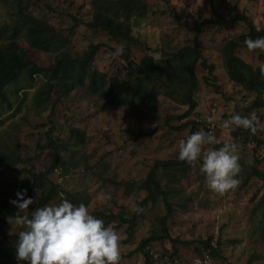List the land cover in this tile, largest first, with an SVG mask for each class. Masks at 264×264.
<instances>
[{
    "label": "rangeland",
    "instance_id": "374dc122",
    "mask_svg": "<svg viewBox=\"0 0 264 264\" xmlns=\"http://www.w3.org/2000/svg\"><path fill=\"white\" fill-rule=\"evenodd\" d=\"M26 1L34 16L47 20L68 36L70 43L61 51L82 54L92 45L105 44L106 47L96 56L94 67L113 76L127 71L122 58L108 55L123 44L111 42L105 34L92 32L85 25H79L73 35L70 34L76 21L87 23L92 20L91 0ZM141 1L149 6V11L133 28L132 34L140 42L131 46L130 58L136 62L147 54L159 53L161 56L162 48L166 55L179 50L193 41L195 22L201 24L214 14L227 18L229 8L235 7L237 14L247 16L258 29H264V0ZM9 21L8 8L0 0V26ZM244 33H247L245 23L234 24L228 30L206 26L201 38L203 54L209 64L215 66V72L210 76L204 68L197 69L200 81L197 112L204 120L217 119V125L224 114L232 115L237 111L242 116L255 112L264 123V106L256 107V95L232 83L224 68L223 47L230 39ZM21 46L41 67L47 68L55 61L54 53L31 49L22 42ZM236 55L257 67L264 52L241 48ZM205 78L214 79L207 82ZM42 84L40 79L33 89L11 98V110L6 106L0 110V186L3 189L0 201H7L9 212L15 215L18 209L10 201L18 199V191L26 190L25 198L35 201L29 206V215L38 208L42 192L29 191L33 183L31 173H44L51 165L53 150L40 147L49 144V131L53 128L51 136L57 140L68 170L63 172L61 188L74 192L88 190L92 197L89 211L95 216L104 213L132 218L136 212L131 205L135 203L140 208L146 194L140 191L128 197L127 182L136 181L141 185L156 161L178 160V142L187 137L191 126L181 128L189 119L169 118L183 116L187 107L162 96L155 115L140 110L132 112L125 107L108 106L80 88L54 111L51 108L41 111L33 104ZM216 129L219 138L233 141L230 135L218 127ZM75 130L82 134L81 139L73 133ZM242 140L237 143L242 166L238 188L220 197L207 187L199 165L193 167L178 187L181 193L172 192L169 200L173 210L167 226L171 238L177 243L172 244L169 240L154 242L155 248L177 250L185 264H204L197 248L201 241L213 238L214 244L221 243V256L207 260V264H264V239L260 235L264 222V180L254 176L255 169L264 172V131L258 132L256 140L248 145ZM258 140L263 142L262 145H258ZM8 157L17 172L4 167ZM50 179L56 183L59 181L56 175ZM101 194L111 199L101 201L98 199ZM61 199L58 197L47 205L58 204ZM167 212L162 203L155 208L146 207L140 214L138 227L131 231V238L128 224H121V217L111 224L121 237V264H142L137 248L154 233L161 234V226L156 222ZM19 230L16 225L8 223L4 229L7 235L2 246L4 251L16 252V232ZM2 238L0 232V241Z\"/></svg>",
    "mask_w": 264,
    "mask_h": 264
},
{
    "label": "trees",
    "instance_id": "16d2710c",
    "mask_svg": "<svg viewBox=\"0 0 264 264\" xmlns=\"http://www.w3.org/2000/svg\"><path fill=\"white\" fill-rule=\"evenodd\" d=\"M2 1L8 8L10 21L0 26V110L3 109V106L11 110L13 106L10 99L19 97L21 92L25 93L33 89L36 82L41 79L43 84L41 88H38L33 104L36 110L46 111L51 108L54 111L72 93L84 88L89 94L108 106L125 107L132 112L140 110L155 115L159 111L160 99L164 96L187 107L183 116L169 118L179 121L189 119L184 126H181V128L191 126V131L187 136L199 128L208 131V123L197 112L200 95L197 69L202 67L211 76L215 72V66L209 64L204 56L200 45L201 38L206 26L228 30L237 23H245L247 33L230 39L223 47L221 54L224 68L232 83L256 95V107L264 106V76H261L259 66L254 67L236 55L239 49L246 48L244 44L246 39L264 37V29H258L247 16L237 14L235 7L229 8L227 18L214 14L215 16L204 19L201 24L195 22L193 41L179 50L166 55L162 48L158 61L154 62L153 55L147 54L140 62H136L130 58L131 46L140 42L132 32L136 23L148 14L149 6L141 0H91L92 20L87 23L76 21L74 27L70 29V34L73 35L74 29L79 25H85L92 32L105 34L109 41L119 43L121 46L123 44V54L120 58L126 62L127 71L124 74L113 76L94 67L96 56L103 47H106L105 44L92 45L82 54L61 51L70 43L68 36L58 31L47 20L34 16L29 11L26 0ZM21 42L31 49L56 54L54 63L47 68L39 66L21 46ZM260 60L261 64L264 63V55H260ZM205 79L210 82V79L214 78ZM235 114H239V111ZM228 117L230 115L224 114L220 120ZM52 132L53 128L49 131V144L40 147L42 150H53L51 165L44 173H31L33 183L29 191L42 192L38 208L61 197L77 206L83 203L89 209L92 197L88 190L80 189L75 192L64 190L61 188V184L50 179V176L54 175L55 169L61 168L64 173L68 172L57 140L51 136ZM73 133L78 139L82 138V134L78 130ZM228 135L236 143L243 139L242 141L246 145L256 140V135H252L250 131L244 129H236ZM257 142L258 145L263 143L261 140ZM220 146L215 145L214 147ZM4 167L17 172L9 157L5 159ZM192 168L179 160H158L141 185L136 181L127 182L129 187L127 186L126 195L128 197H132L134 192L143 191L146 194L140 203V208L143 211L148 206L155 208L160 203L168 209L166 215L160 217L159 220L156 219L157 222L155 221L157 225L161 226V234L154 233L148 239L143 240L137 248L142 264H154L152 257L145 252L148 246H153L157 252L167 256L168 261L165 264H173L175 259L182 261L177 250L157 249L152 243L163 240H169L172 244L177 243V240L171 238L167 226V221L171 218L173 210L169 200L172 192H180L178 187L188 177ZM254 176L264 180V172L260 170L255 169ZM162 179L165 184L162 183ZM0 191L3 193L2 186H0ZM4 201L3 199L0 201V232L3 235L0 241L2 264H7V262L9 264H28V262L17 261L16 252L3 250L2 246L7 238L4 229L8 226V218L14 216L9 212L10 207L7 201ZM141 213L136 212L130 219L104 213H97L96 217L104 220L105 226L118 222L121 217V224H128V231L131 232L138 227ZM260 235L264 239V222L260 227ZM131 236L132 232L130 238ZM213 240L210 238L199 243L197 253L201 257V261H205V251H209L210 259L221 256V243L218 241L217 244H214Z\"/></svg>",
    "mask_w": 264,
    "mask_h": 264
},
{
    "label": "clouds",
    "instance_id": "9594fccd",
    "mask_svg": "<svg viewBox=\"0 0 264 264\" xmlns=\"http://www.w3.org/2000/svg\"><path fill=\"white\" fill-rule=\"evenodd\" d=\"M244 44L249 52H264V37L248 38ZM122 54L123 47H118L108 55L118 58ZM159 58V53L152 56L154 62ZM259 70L264 76V63L259 65ZM216 127L226 133L244 129L256 135L264 131V123L255 112L247 116L232 114L208 131L201 129L179 140L178 160L191 167L199 165L209 190L223 197L238 188L242 166L239 145L219 138ZM215 145L221 146L213 147ZM16 196L18 199L10 203L18 211L8 218V222L20 229L16 232L17 261L28 264H121L120 235L113 225L105 226L104 220L93 215L85 204L77 206L62 199L58 204L35 208L29 215V206L35 201L25 198L26 190L18 191ZM98 199L106 201L111 197L101 194ZM131 207L137 213L143 212L135 203ZM204 264H207V257Z\"/></svg>",
    "mask_w": 264,
    "mask_h": 264
},
{
    "label": "built area",
    "instance_id": "2783aa9c",
    "mask_svg": "<svg viewBox=\"0 0 264 264\" xmlns=\"http://www.w3.org/2000/svg\"><path fill=\"white\" fill-rule=\"evenodd\" d=\"M227 119H229V117ZM216 120H214V119L205 120L208 123V130L213 128V126L217 125ZM223 120H226V119H223ZM220 121H222V120H219V122ZM216 134H217V129H216ZM226 134H229V133H226ZM62 173H63V170L61 168H58V169L54 170V175H56L57 178L59 179V181L57 182L58 184H62V180H61ZM145 252L148 253L152 257V260H153L154 264H165L168 261L167 256H163L160 252H157L153 248V246L146 247ZM204 256H205V258L207 257V260H211L210 259V255H209V251H205L204 252ZM173 264H185V263L180 261V260H178V259H175Z\"/></svg>",
    "mask_w": 264,
    "mask_h": 264
},
{
    "label": "crops",
    "instance_id": "0c3cea01",
    "mask_svg": "<svg viewBox=\"0 0 264 264\" xmlns=\"http://www.w3.org/2000/svg\"><path fill=\"white\" fill-rule=\"evenodd\" d=\"M226 135V134H225ZM227 136H225L224 138H226Z\"/></svg>",
    "mask_w": 264,
    "mask_h": 264
}]
</instances>
